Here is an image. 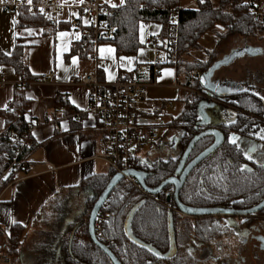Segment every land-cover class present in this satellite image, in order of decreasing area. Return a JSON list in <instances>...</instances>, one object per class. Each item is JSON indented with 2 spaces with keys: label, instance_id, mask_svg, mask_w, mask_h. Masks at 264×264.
<instances>
[{
  "label": "trees",
  "instance_id": "16d2710c",
  "mask_svg": "<svg viewBox=\"0 0 264 264\" xmlns=\"http://www.w3.org/2000/svg\"><path fill=\"white\" fill-rule=\"evenodd\" d=\"M261 2L262 0H256L246 4L244 0H204L201 3L200 0L195 3L196 8H185L182 7L181 0H124L123 5L109 8L115 14L108 19V23L116 29L114 44L118 53L121 55H135L143 47L141 41L143 23L160 24L162 32L159 37L162 41H165L168 38L173 10L179 8L180 54L183 55L191 50H198L201 36L207 32L216 31L218 25L224 28V33L218 34L216 49L221 43H225L233 37L263 41L264 8L261 7ZM18 18L19 26L50 24L46 18L38 14H31L27 9H24ZM81 48L85 52V58H87L89 50H84L82 45ZM215 51L213 50L210 53L211 59L206 63L196 61V63L186 65L184 70L188 74L187 79H182L183 76H180L181 68L177 69L178 77L180 76L177 81L178 84L200 91L203 88L200 76L208 72L215 63L213 57ZM16 55L17 57L20 56L18 53ZM8 59L7 56H2L0 53V63ZM20 63V57L12 60V64L22 70L24 67ZM162 68H159L158 73L154 72V68H150L147 76H143L140 80L155 82ZM22 72L25 73L26 80L29 81L27 72L25 70H22ZM193 72H196L197 76L195 78L190 76ZM127 79H130V77ZM239 99L242 110L250 111L251 108H254L248 104L249 100L258 106L253 109L254 113L264 110V104L254 98L248 97L247 103L240 96ZM183 101H185V111L176 122H169L166 128L176 126L182 116L192 115L198 97L190 95L184 97ZM61 106L69 109V105L64 98L57 103L58 108ZM28 108L29 103L27 100L18 98L14 101L11 109L1 112L5 119V130L0 136V171L4 169L6 156L13 155L17 148V146H13L10 138L5 137V134L13 133L22 136L32 125L24 117ZM188 123L186 124V135L178 146L181 150L178 156H167L158 159L151 166H148L147 163L142 164L137 159L135 168L150 173L146 180L148 187L156 188L174 175L181 154L197 133L194 130V123ZM29 140L30 146L22 148L21 159H27L36 147L32 143V137ZM212 142V137H206L199 141L191 154V158L203 152ZM230 159H232V164L229 162ZM243 165L248 166L250 163L248 162L247 165V161L235 149L234 145L222 146L199 164L188 177L180 192V201L189 207L231 205L247 208L260 203L264 200V169L251 165L254 171L250 172L243 169ZM113 175H115V172L110 169L107 174L93 176L82 183L83 188L92 191L93 198L88 201L78 226L74 227L73 236L65 237L62 244L63 249L74 255L82 264H113L109 256L91 241L89 235L91 210ZM9 178L14 180L15 176L10 175ZM6 184L7 181H0V191ZM168 190L172 192L174 188L169 187ZM160 198L162 201H166L163 195ZM160 198L158 197L159 201H161ZM100 213L112 214L105 226L104 236L109 239V248L122 264H164L163 261L154 257L149 250L131 242L126 233V224L130 223L132 234L138 240L152 246L159 252L164 253L167 251L171 246L169 240L170 219L166 210L161 209L159 204L145 197L131 182L124 180L114 189ZM172 220V228L177 237L176 253H188V246L180 244V241L185 233H189L193 229L192 225L196 221L190 218L180 220L177 215H174ZM19 232L20 236L17 235ZM25 232L26 229L22 225H13L9 237L11 245L23 242ZM218 238H220L219 233ZM101 241L105 242L104 239ZM215 247L217 248V245ZM174 259L168 260V263L177 264L180 261L181 264H196L189 257L182 260ZM4 264H12V262L7 258ZM69 264L80 263L72 260Z\"/></svg>",
  "mask_w": 264,
  "mask_h": 264
},
{
  "label": "crops",
  "instance_id": "0c3cea01",
  "mask_svg": "<svg viewBox=\"0 0 264 264\" xmlns=\"http://www.w3.org/2000/svg\"><path fill=\"white\" fill-rule=\"evenodd\" d=\"M24 1L30 4L38 0ZM87 1L56 0L61 7L58 23L47 25L19 26L18 16L0 7V53L9 58L0 63V81L5 83L0 90V136L5 130L1 112L11 109L18 98L29 103L24 117L36 126L31 136L36 147L27 158L28 173L4 172L3 181L7 184L0 191V235L3 238L10 237L13 225L25 227L26 234L33 233L39 226L37 224L45 222L48 214H52L64 200L82 191L78 207L83 213L93 193L83 188L82 183L110 171L109 166L97 157L100 152L97 138L101 128L98 120L88 114V90L82 85L70 84L72 78L95 71V64L86 60L81 48V29L69 28L73 19L79 20L82 27L87 26L88 21L81 9ZM102 1L107 8H113L112 4L121 5L120 0ZM161 32L160 24L143 23V47L135 55H121L114 43L102 42L98 50L99 79L110 83L119 77L131 78L138 64L153 63L155 52L145 45L146 40L148 36ZM17 53L20 56L17 57ZM19 57L20 65L24 67L22 70L30 79L25 85L22 84V70L12 64V60ZM49 73L53 76L46 83L39 84L41 76ZM174 78L175 69L164 66L155 85L147 90L148 99L170 101L166 98L167 90L177 85ZM62 98L69 105L64 112L57 107ZM75 113H79L78 118H72ZM45 115L49 116L48 120L44 119ZM10 175L15 176L14 180L9 178ZM70 205L66 202L59 207L63 217ZM72 222L66 216V227ZM36 244L47 245L41 234Z\"/></svg>",
  "mask_w": 264,
  "mask_h": 264
},
{
  "label": "built area",
  "instance_id": "2783aa9c",
  "mask_svg": "<svg viewBox=\"0 0 264 264\" xmlns=\"http://www.w3.org/2000/svg\"><path fill=\"white\" fill-rule=\"evenodd\" d=\"M255 1L245 0V3ZM0 7L17 16L27 9L31 14L46 18L50 24L58 23L61 10L56 0H38L30 4L24 0H3L0 2ZM81 9L88 21L87 26L82 27L79 20L73 19L69 22V28L81 29L83 48L89 50L86 60L95 64V71L72 78L70 84L82 85L88 90V114L98 120L101 128V133L97 138L100 148L97 157L106 163L115 174H123L130 169H136L135 164L142 150L147 147L152 151L160 141V130L166 129V125L171 121L170 113L173 103L166 100L148 99L147 90L155 85V82L140 79L147 75L150 68H154V72L158 73L160 67L170 65L175 68L179 65L180 9L173 10L168 38L165 41H162L157 34L148 36L145 45L154 49L153 63L138 64L130 79L119 77L110 83L99 79L97 63L99 45L102 42L114 43L116 41V29L108 23V19L113 17L115 12L107 8L102 0H88ZM52 76V73L43 74L38 83H46ZM22 81L24 85L30 82L26 80L24 72H22ZM4 84L0 81V90ZM59 110L64 112L65 108L59 107ZM78 116L79 113H75L72 118H78ZM48 118V115L44 116L45 120ZM35 128V124H32L22 136L13 133L5 134V137L10 138L13 146L17 148L13 155L6 156L4 163L6 171H0V181L8 172L28 173L27 159H21V153L23 147L30 146L29 139ZM124 180L131 182L143 194L151 196L144 191L135 178L125 177ZM111 216L112 214L99 212L95 222L97 237L104 239L106 243L108 239L104 236V230Z\"/></svg>",
  "mask_w": 264,
  "mask_h": 264
},
{
  "label": "flooded vegetation",
  "instance_id": "af4514ba",
  "mask_svg": "<svg viewBox=\"0 0 264 264\" xmlns=\"http://www.w3.org/2000/svg\"><path fill=\"white\" fill-rule=\"evenodd\" d=\"M250 52L253 53V55H257V56H259L262 53L261 49H256V50L251 49ZM234 61L230 65H232ZM234 83H235V80L232 78L231 79L228 78L223 81L218 80L216 83H213L215 85L216 91L237 92V94H233V95L222 97V98L209 94L203 88L200 91L197 90L198 93L196 97H198V101L195 106L193 114L192 115L188 114L185 117L182 116V118L178 120L177 125L174 127V133L170 137L168 143L167 142L164 143V146L167 148L168 153H169V154L166 153V157L167 156L175 157L181 153L180 147L178 146L182 138L186 135V124H189L188 122H193L194 130L197 132L195 136L206 132L210 128L219 129L225 136V142L222 146L227 145V144L234 145L235 149H237L247 161V165H248V162L250 163V165L248 166L243 165L242 166L243 169L252 172L254 171V169L252 168L251 165H256L258 168L264 169V139H261L259 137L260 134L258 132L260 130L259 127H262L264 125V110L263 111L259 110L256 113H254L253 109H256V107L258 106L251 100L248 101V104L254 108H251L250 111L242 110V107H240L241 103L239 99V96H240L247 103V98L251 97V98L258 100L260 103L264 104V99H261V97H264V89L261 88V87H264V83L259 84L258 80L257 82H254L251 79H246V80L244 79V81L238 82V84L236 85ZM201 85H202V82H201ZM203 102L207 103V105H211L214 103V106H215L214 108L219 109V115L216 118L214 117V120L216 122L219 120L220 122L219 124H214L216 122H211L212 124H210V126H199L198 125L199 108L202 104H204ZM222 105L232 107V108H235V107L239 108L237 110H240V113L238 114L228 113L231 111L229 110L226 112L227 115L225 119L223 116L224 114L223 111L220 110L222 108ZM206 110L209 111V109H206ZM211 111L212 110H210V112ZM163 137L164 136H161L160 141H163L164 139ZM233 137L238 138L236 144H233L231 142V139ZM203 138H206V137H203ZM198 143L199 142H197V144ZM213 143H214V138H213L212 144ZM184 152L185 151H183V153L181 154L180 160ZM191 154L188 158L187 163L191 162L193 159H195L198 156L197 155L194 158H191ZM248 156H251L252 159H248ZM180 160L178 162V165L180 163ZM154 162L155 160L149 163L147 162V165L151 166ZM229 162L232 164V159H230ZM196 168H194L191 174L196 170ZM147 174L149 175L150 173L147 172ZM168 188L165 189L163 193L158 195L157 197H151V196H147L144 194L145 197H147L148 199H152L155 203L159 204V207H161V209L166 210V212L168 213L169 219H170L169 240H170L171 246L167 251H165L164 253L159 252L152 246L144 243V245H146L147 247L149 246L147 250H149L151 254L154 257H156L158 260L163 261L164 264H169L168 260H171L174 258H175L174 260H179V259L182 260L183 258L189 257L194 262H196V264H233V262L234 264H250L249 263L250 260L246 257V254L245 255L242 254L243 250H246V248H249L251 245L252 246L254 245L256 247H259V249L264 252V209H262L261 211L253 215L225 214V215H218V216L210 215V216H202V217H190L186 215L185 213H183L177 207L174 201V198H173L174 190L171 192L170 190H168ZM161 195H163V197L166 198V201L161 200L160 198ZM158 197L160 198L161 201H159ZM169 198H170V201H168ZM260 203L253 205L251 207H247V208L238 207V206L234 207L231 205L195 206L191 208H209V209L210 208H221L224 210H232V211H246L251 208H254ZM86 207H87V204H86ZM84 212L78 213L79 217L77 218L76 222L74 221L71 223V225L69 226L67 225V228H66L68 229L67 231H69L70 228H72V224H73V227L78 226L79 220L82 218ZM174 215H177L178 219L180 220L190 218L196 221L192 225L193 229H191L189 233H185L184 237L180 241V244L188 246V253H176L177 237L175 236L173 228L171 227L173 226L172 217ZM171 230L174 233L175 245H173V243L171 242V238H170ZM217 232L219 233L220 238H218ZM69 233L70 235L66 237L73 236V230H70ZM217 241H218V244L216 243ZM259 242L260 244L257 245V243ZM108 243H110L109 239H108ZM108 243L104 242L103 244L109 247ZM227 244H229L228 247L225 246ZM216 245H217V248L215 247ZM228 249H231V250L234 249V251L237 253L231 254L228 251ZM261 255H263V257H261L259 254H255L254 257L257 256L258 260L259 258H261V260L259 261H264V254H261ZM65 257L66 259L64 260L63 264H69V262L72 260L82 264V262L79 259L74 257V255H72L69 252H66ZM177 264H181L180 261H178Z\"/></svg>",
  "mask_w": 264,
  "mask_h": 264
},
{
  "label": "rangeland",
  "instance_id": "374dc122",
  "mask_svg": "<svg viewBox=\"0 0 264 264\" xmlns=\"http://www.w3.org/2000/svg\"><path fill=\"white\" fill-rule=\"evenodd\" d=\"M200 1V0H199ZM197 1L194 0H181L182 7L185 8H196ZM245 2V0H244ZM247 4V3H246ZM261 7L264 8V0L261 2ZM179 9V8H175ZM183 10V9H181ZM224 33V28L222 26L216 27V31H210L205 33L201 36L199 40L200 48L198 50H191L189 53H184L183 55L180 54V45H179V54H180V61L179 65L177 67H173L175 69L176 73V79L178 81L180 76H183V78L188 77L187 72L184 70L186 68V65L190 63H196V61H203L206 63L208 62L210 58V53L213 50H216L214 52L213 57L215 58V63L217 61H220L223 59L224 56L229 55L230 52L233 50H241L244 48H252L253 50L261 49L262 53L257 55H243L242 57H239L234 61L232 65L228 66H222L220 69H218L213 78V83H216L218 80L223 81L228 78H232L235 80V85L238 84V82L244 81V79H251L254 82H257L259 84L264 83V40H244V38L241 37H233L229 39L225 43H221L218 48L216 49L218 45V34ZM181 38V36H180ZM213 61V62H214ZM214 63V64H215ZM212 67V66H211ZM210 67V68H211ZM181 68L180 76L178 77L177 69ZM192 78H195L196 72L191 73L190 75ZM175 79V78H174ZM175 79V80H176ZM164 87V86H162ZM179 88L176 89V88ZM171 90H167L168 94L167 97L172 103L173 108L170 113V122H176V120L183 114L185 111V101H183L184 97L187 96H197L198 91L192 87H186L181 86L178 84L175 85V87H170ZM264 89V87H261ZM148 94V93H147ZM263 94V93H262ZM184 96V97H183ZM235 111L237 113H240V110H237L239 108H232L228 106H223L221 110L223 111V116L226 119V112L227 110ZM175 127V125H174ZM174 127L169 126L168 128H163L160 130V135L164 136L163 141H159L152 151L145 147L142 150V153L140 154L139 161L141 163H149L151 161H156L158 159H163L166 157V153H168L167 148L164 146V143H168L170 137L174 133ZM259 134L261 137L264 135V125L262 127H259ZM163 142V143H161ZM163 144V145H161ZM139 190V189H138ZM140 191V190H139ZM83 192V191H82ZM81 194H73L72 197L64 200L57 208L54 209L52 214H48L46 217L45 222H40L37 225H39L36 230L31 234H26L23 242H17L16 245H11L10 238H3L2 235H0V261L4 264L7 261V258L11 260L12 264H63L64 260L66 259V251L63 249L62 243L64 242V239L66 236L70 235V230H73V224L72 228H70L69 231L66 229V224H64V220L66 219V216L71 218L72 221L76 222L78 216V213L80 212L78 205L81 204L82 198L80 197ZM141 192V191H140ZM143 193V192H141ZM67 202L70 203L71 207L67 208L65 210V217H63L64 213H60L62 205H65ZM47 226H50V228L47 229ZM66 227V228H65ZM65 228V229H64ZM41 234L42 241H44L47 245H40L36 246L38 244L37 240L39 238V235ZM17 235L20 236V232L17 233ZM3 238V239H2ZM218 243V241L216 242ZM257 243V245H259ZM46 246V247H45ZM226 247L229 246V244L225 245ZM41 249V250H40ZM59 250V255L57 254ZM228 251L231 254H235L237 252L234 251V249H228ZM260 251V252H259ZM243 255L246 254V257L250 260V264H264V261H259L261 258L254 257L255 254H259L261 257H263L264 254L263 251L259 249V247L256 246H250L249 248H246V250H243ZM44 255V256H42ZM56 255V256H55ZM257 259V260H255ZM234 264V262H233Z\"/></svg>",
  "mask_w": 264,
  "mask_h": 264
},
{
  "label": "water",
  "instance_id": "95a60500",
  "mask_svg": "<svg viewBox=\"0 0 264 264\" xmlns=\"http://www.w3.org/2000/svg\"><path fill=\"white\" fill-rule=\"evenodd\" d=\"M252 48H244L241 50H234L229 55H226L221 59L220 61H217L215 64L212 65V67L206 72L205 74L200 76V81L202 82L203 89L208 92L209 94L215 95L217 97H226L233 94H237V92H225V91H216L215 85L212 83V78L215 74V72L220 69L222 66H228L231 64L235 59L245 55V54H253L251 53ZM204 103V102H203ZM214 103L211 105H207V103H204L199 108V126H210L212 124L211 122H216L214 120V117L216 118L219 115V109L214 108ZM206 109H209L206 110ZM210 110H212L210 112ZM221 110V109H220ZM222 111V110H221ZM229 111V110H227ZM228 113H235L238 114L235 110L230 111ZM219 118V117H218ZM219 120L214 124H219ZM203 137H213L214 143L207 149H205L201 154H199L195 159H193L191 162L187 163L188 158L190 154L192 153L193 149L195 148V145L197 142H199ZM225 142V136L223 133L216 128H210L206 132L201 133L200 135L195 136L190 144L188 145L187 149L185 150L180 163L177 167V170L175 172V175L173 177H170L163 181L158 187L156 188H150L146 184V180L148 177V174L138 170V169H130L128 171H125L123 174L117 173L113 175L103 191V193L98 197V199L95 201L94 206L90 213L89 218V235L91 238V241L99 247L102 251H104L109 258L111 259L113 264H121V262L117 259V257L112 253L110 248L103 244L99 240V238L96 235L95 232V222L98 213L100 210L105 206L107 200L109 199L110 195L114 191V189L122 182L124 181L125 177H132L135 178L138 183L141 185V187L144 189V191L151 196H158L163 193L165 189L168 187H173V198L177 205V207L186 215L190 217H202V216H218V215H225V214H242V215H253L255 213H258L262 209H264V200L254 208H251L246 211H232V210H224L221 208H191L186 205H184L180 201V192L182 188L184 187V184L191 174V172L196 168L202 161H204L206 158H208L210 155L215 153ZM170 201V198L168 199ZM132 216V214H131ZM130 223L126 224L127 230V237L130 239L131 242L136 243L138 246L143 247L147 249L148 247L144 245L140 240H138L131 231ZM172 227V226H171ZM171 242L173 245H175V238L174 233L171 230L170 233ZM151 249V248H149Z\"/></svg>",
  "mask_w": 264,
  "mask_h": 264
},
{
  "label": "snow or ice",
  "instance_id": "6c2138e0",
  "mask_svg": "<svg viewBox=\"0 0 264 264\" xmlns=\"http://www.w3.org/2000/svg\"><path fill=\"white\" fill-rule=\"evenodd\" d=\"M0 2H3V0H0ZM29 2H30V0H29ZM81 2H82V0H81ZM203 2H204V0H201V3H203ZM120 4L123 5L124 4V0H120ZM112 7H117V5L116 4H112ZM217 27H219V25ZM61 35H64V34L62 33ZM261 99H264V97H261ZM262 131H264V130H262ZM260 138L264 139V135H262ZM237 139H238L237 137H233L231 139V142L233 144H236L237 143ZM248 159H252V157L248 156ZM13 222H15V221H13Z\"/></svg>",
  "mask_w": 264,
  "mask_h": 264
}]
</instances>
